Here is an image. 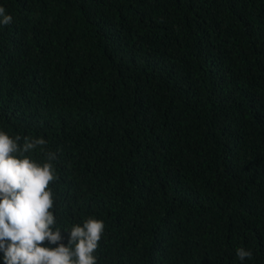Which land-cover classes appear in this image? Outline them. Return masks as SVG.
<instances>
[{"label": "trees", "instance_id": "16d2710c", "mask_svg": "<svg viewBox=\"0 0 264 264\" xmlns=\"http://www.w3.org/2000/svg\"><path fill=\"white\" fill-rule=\"evenodd\" d=\"M0 7V131L57 153L65 246L91 216L97 264H264V0Z\"/></svg>", "mask_w": 264, "mask_h": 264}, {"label": "clouds", "instance_id": "9594fccd", "mask_svg": "<svg viewBox=\"0 0 264 264\" xmlns=\"http://www.w3.org/2000/svg\"><path fill=\"white\" fill-rule=\"evenodd\" d=\"M12 22V16L0 7V25ZM47 144L44 138H13L0 131V252L4 264H97L93 254L105 231L102 220L89 216L73 224L68 245L62 243L55 193L49 187L58 180L54 164L58 155ZM37 148L44 155L42 163L31 156ZM45 241L49 246H42ZM236 255L240 261L252 258V252L244 248H238Z\"/></svg>", "mask_w": 264, "mask_h": 264}]
</instances>
